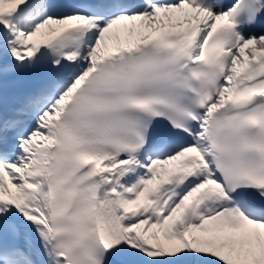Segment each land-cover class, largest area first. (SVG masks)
Segmentation results:
<instances>
[{
    "label": "snow or ice",
    "instance_id": "1",
    "mask_svg": "<svg viewBox=\"0 0 264 264\" xmlns=\"http://www.w3.org/2000/svg\"><path fill=\"white\" fill-rule=\"evenodd\" d=\"M0 264H264V0H0Z\"/></svg>",
    "mask_w": 264,
    "mask_h": 264
}]
</instances>
